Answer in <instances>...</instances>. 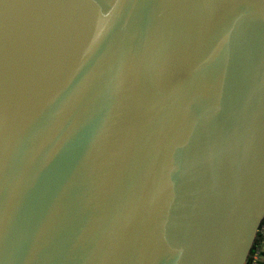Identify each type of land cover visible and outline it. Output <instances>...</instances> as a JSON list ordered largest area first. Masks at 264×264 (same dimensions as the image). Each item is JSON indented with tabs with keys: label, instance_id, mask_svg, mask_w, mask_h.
Masks as SVG:
<instances>
[{
	"label": "water",
	"instance_id": "1",
	"mask_svg": "<svg viewBox=\"0 0 264 264\" xmlns=\"http://www.w3.org/2000/svg\"><path fill=\"white\" fill-rule=\"evenodd\" d=\"M264 223V0H0V264H248Z\"/></svg>",
	"mask_w": 264,
	"mask_h": 264
},
{
	"label": "crops",
	"instance_id": "2",
	"mask_svg": "<svg viewBox=\"0 0 264 264\" xmlns=\"http://www.w3.org/2000/svg\"><path fill=\"white\" fill-rule=\"evenodd\" d=\"M251 261V264H264V246L262 244H259Z\"/></svg>",
	"mask_w": 264,
	"mask_h": 264
},
{
	"label": "built area",
	"instance_id": "3",
	"mask_svg": "<svg viewBox=\"0 0 264 264\" xmlns=\"http://www.w3.org/2000/svg\"><path fill=\"white\" fill-rule=\"evenodd\" d=\"M259 232H260V236H261V242H260V244H262V245L264 246V223H263V225L261 226ZM258 246H259V245H258Z\"/></svg>",
	"mask_w": 264,
	"mask_h": 264
},
{
	"label": "trees",
	"instance_id": "4",
	"mask_svg": "<svg viewBox=\"0 0 264 264\" xmlns=\"http://www.w3.org/2000/svg\"><path fill=\"white\" fill-rule=\"evenodd\" d=\"M258 244H260V242H259ZM253 254H254V253H253ZM251 262H252V261H251V259H250V260L248 261V264H251Z\"/></svg>",
	"mask_w": 264,
	"mask_h": 264
}]
</instances>
